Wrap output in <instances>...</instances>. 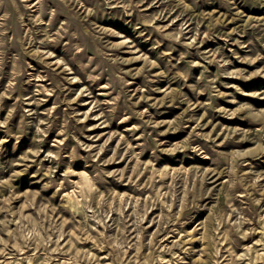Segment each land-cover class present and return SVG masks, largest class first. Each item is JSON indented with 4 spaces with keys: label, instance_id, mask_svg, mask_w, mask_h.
Segmentation results:
<instances>
[{
    "label": "rangeland",
    "instance_id": "obj_1",
    "mask_svg": "<svg viewBox=\"0 0 264 264\" xmlns=\"http://www.w3.org/2000/svg\"><path fill=\"white\" fill-rule=\"evenodd\" d=\"M0 264H264V0H0Z\"/></svg>",
    "mask_w": 264,
    "mask_h": 264
}]
</instances>
